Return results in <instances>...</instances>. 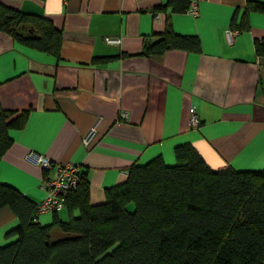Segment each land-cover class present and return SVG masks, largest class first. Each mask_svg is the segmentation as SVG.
Listing matches in <instances>:
<instances>
[{
  "label": "crops",
  "instance_id": "0c3cea01",
  "mask_svg": "<svg viewBox=\"0 0 264 264\" xmlns=\"http://www.w3.org/2000/svg\"><path fill=\"white\" fill-rule=\"evenodd\" d=\"M249 1L264 3L193 0L176 12L170 0H0L62 32L59 58L0 32V104L17 112L11 121L26 112L9 130L0 183L37 204L46 195L43 178L78 166L90 183V204L98 205L132 166L159 156L175 165L183 144L212 170L264 172V55L254 47V39L264 40V13L247 9ZM237 26L246 30L227 33ZM166 32L198 37L201 52L138 55ZM102 57L111 60L97 61ZM195 111L197 129L188 123ZM30 154L49 160V171ZM53 216L42 214L39 222L49 225ZM18 223L9 208L0 210V248L15 240L6 233Z\"/></svg>",
  "mask_w": 264,
  "mask_h": 264
},
{
  "label": "trees",
  "instance_id": "16d2710c",
  "mask_svg": "<svg viewBox=\"0 0 264 264\" xmlns=\"http://www.w3.org/2000/svg\"><path fill=\"white\" fill-rule=\"evenodd\" d=\"M192 2L170 5L183 12ZM247 7L264 13L262 2L249 1ZM0 32L60 57L62 32L46 17L0 2ZM254 47L264 55V40L254 39ZM170 49L201 52V44L196 36L166 32L144 43L138 55ZM25 114L11 121L17 112L0 104V161L13 143L9 130ZM175 158L172 166L161 156L132 166L126 182L107 189L98 205L90 204V183L81 171L84 178L61 209L79 215L64 221L61 210L50 211L49 225L39 222L38 203L0 183V210L9 208L19 221L6 233L15 240L0 248V264H264V172L212 170L192 144L177 146Z\"/></svg>",
  "mask_w": 264,
  "mask_h": 264
},
{
  "label": "built area",
  "instance_id": "2783aa9c",
  "mask_svg": "<svg viewBox=\"0 0 264 264\" xmlns=\"http://www.w3.org/2000/svg\"><path fill=\"white\" fill-rule=\"evenodd\" d=\"M195 5L193 4L192 7H195ZM227 33L229 35H237L239 30L230 29ZM106 40L111 44L120 43V39L107 38ZM230 43H232V40H230ZM188 123L191 128L197 129L201 124L199 113L193 112L189 117ZM94 132L95 128L85 137L84 143H88ZM29 159L35 160L36 164L42 165L47 171L51 168L50 161L37 154H30ZM81 178H84V175H82L80 167L71 165L61 166L58 173L50 179L43 178L41 189L44 190L46 195L37 205L38 213L45 214L50 211L54 212L63 209L67 204V196L78 187Z\"/></svg>",
  "mask_w": 264,
  "mask_h": 264
},
{
  "label": "rangeland",
  "instance_id": "374dc122",
  "mask_svg": "<svg viewBox=\"0 0 264 264\" xmlns=\"http://www.w3.org/2000/svg\"><path fill=\"white\" fill-rule=\"evenodd\" d=\"M65 214H66V216H65ZM67 215H68V211L67 210H64L61 214H60V216H61V219L62 220H64V221H68V217H67ZM79 215V212L76 214V216H74V217H77Z\"/></svg>",
  "mask_w": 264,
  "mask_h": 264
}]
</instances>
